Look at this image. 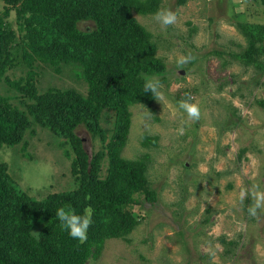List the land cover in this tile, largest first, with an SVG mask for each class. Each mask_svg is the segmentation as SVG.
<instances>
[{
	"label": "rangeland",
	"instance_id": "obj_1",
	"mask_svg": "<svg viewBox=\"0 0 264 264\" xmlns=\"http://www.w3.org/2000/svg\"><path fill=\"white\" fill-rule=\"evenodd\" d=\"M226 1L186 0L180 5L162 0L160 10L177 16L166 28L154 20L156 13L132 11L151 32L166 74L164 80L151 78L158 82L162 99L131 108L122 156L146 155L156 200L132 206L141 217L128 241L107 239L101 253L85 264H264V212L258 210L256 217L248 213L253 185L264 191V72L233 56L246 45L233 25L236 15L264 23V6L233 0L231 8ZM3 6L0 0V11ZM8 20L15 27L13 11ZM78 25L94 26L91 21ZM188 56V63H178ZM35 65L40 88L74 86L83 92L86 87L69 69L55 72L47 64ZM181 100L198 105L199 120L188 118L179 107ZM80 135L91 150L88 134ZM146 136L150 139L143 144ZM26 139L27 145L0 148V162L18 186L36 199L73 188L69 160L57 138L37 130ZM241 191L247 192L243 201ZM228 241L237 243L230 251Z\"/></svg>",
	"mask_w": 264,
	"mask_h": 264
},
{
	"label": "trees",
	"instance_id": "obj_2",
	"mask_svg": "<svg viewBox=\"0 0 264 264\" xmlns=\"http://www.w3.org/2000/svg\"><path fill=\"white\" fill-rule=\"evenodd\" d=\"M2 1L0 82L5 86L0 88V148L27 145L26 137L47 130L69 160L74 187L36 199L0 162V264H85L101 253L107 239L128 241L141 217L132 206L156 200L146 155L128 159L122 150L131 108L149 106L156 98L145 91V77L164 80L166 74L151 32L132 11L156 13L162 0ZM232 1H226L231 8ZM253 1L264 6V0ZM12 11L15 27L8 20ZM236 17L233 25L246 45L233 56L264 72V23ZM80 21L94 26L80 29ZM35 62L55 72L69 69L86 84L84 91L74 86L40 88ZM80 131L88 134L91 150L85 149ZM147 139L142 143L148 144ZM66 205L77 215L89 206L93 209L83 244L56 218V210ZM234 244L228 241L227 251Z\"/></svg>",
	"mask_w": 264,
	"mask_h": 264
},
{
	"label": "clouds",
	"instance_id": "obj_3",
	"mask_svg": "<svg viewBox=\"0 0 264 264\" xmlns=\"http://www.w3.org/2000/svg\"><path fill=\"white\" fill-rule=\"evenodd\" d=\"M154 20L157 21L162 28L173 25L177 21V16L170 10H159L154 16ZM192 59L191 56L181 57L178 61L180 65L188 63ZM144 89L146 92L150 91L157 97L162 99V95L158 92V82H154L151 78L145 77ZM179 107L183 109L190 120L200 119V108L195 103H189L187 100H181ZM179 133L183 134V128H180ZM256 185H253L251 196L253 204L248 208V213L252 217L258 215V210L264 212V191H258ZM247 192L241 191L240 199L243 201ZM90 199V197H89ZM93 209L89 206L84 209L83 215H77L71 205L60 207L56 210V218L61 222V226L68 231L69 236L75 240H78L81 244L85 243L88 239L87 232L92 224Z\"/></svg>",
	"mask_w": 264,
	"mask_h": 264
}]
</instances>
